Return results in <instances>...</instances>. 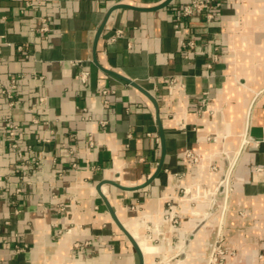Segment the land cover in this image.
I'll return each mask as SVG.
<instances>
[{
  "label": "crops",
  "instance_id": "obj_1",
  "mask_svg": "<svg viewBox=\"0 0 264 264\" xmlns=\"http://www.w3.org/2000/svg\"><path fill=\"white\" fill-rule=\"evenodd\" d=\"M166 1L0 0V264H136L99 186L150 247L145 264L171 258L198 219L184 221L172 242L164 225L168 202L184 213L207 206L213 166L237 146L250 90L261 88L232 171L223 232L234 252L225 264H264V0H222L212 24L196 15L178 28L191 0ZM105 21L98 62L135 80L160 105L167 154L149 184L161 157L154 107L94 62ZM118 29L124 33L113 40ZM188 40L195 49L184 46ZM212 41L221 51L209 68ZM82 70L90 72L86 84L77 78ZM19 74L10 107L1 90ZM107 88L115 91L108 106L101 95ZM205 91L210 98L201 108ZM41 97L47 109L37 106ZM8 119L23 126L15 139L6 135ZM47 136L51 141L41 142ZM203 242L197 237L187 257L171 263L202 264Z\"/></svg>",
  "mask_w": 264,
  "mask_h": 264
},
{
  "label": "water",
  "instance_id": "obj_2",
  "mask_svg": "<svg viewBox=\"0 0 264 264\" xmlns=\"http://www.w3.org/2000/svg\"><path fill=\"white\" fill-rule=\"evenodd\" d=\"M168 2L169 0L166 1L163 5H166ZM105 24H106V21L103 22V24L100 26L97 32L95 51H94L95 52L94 62L104 72L124 80L125 82H127L128 84H130L131 86L139 90L142 94H144L151 101L154 107V112H155L157 126H158V133H159L160 141H161V157H160L156 172L147 182V184H149L161 172L163 165H164L165 157L167 154L166 133H165V127H164L162 114L160 111V105H159L157 98L152 93H150L148 90H146L144 87H142L139 83H137L135 80L115 70L106 68L98 62L97 56H96V44L105 28ZM241 81L242 83H245L244 80H241ZM261 89H257V90L251 89L250 90L252 96H251L249 106L246 112L243 130L239 134V142L237 146L231 149L228 152L227 156L223 158L222 165L213 166L214 173L217 176V180L211 192L210 199H209L207 206H204L201 209V212L198 211V212H193V213H184L178 204H176L173 201L168 202L167 210H166L165 217H164V225L167 226L168 234H171L169 239L172 242L174 241L173 237L175 236L174 235L175 232H177L180 229L184 221L195 219V218H197L198 220H196V222L193 223V225L189 228V230L188 229L186 230L184 234V238H183V243L179 247L178 252L175 255H173L171 258L159 262V264H172L171 263L172 261H176L178 259L184 260L187 257V251L193 246V243L197 240V237H200V236L202 240L204 241L201 247V261H202V264H209L210 257L212 255L213 249L217 241V237H218L220 225H221V220H222L225 206H226L229 176L238 158V155L241 151V148H242V145H243L246 133H247V125H248L250 108L252 106V103L255 97L261 91ZM198 155H199V159L197 162L199 163L201 162L203 158L200 154ZM177 176L182 177L181 174ZM98 190L109 210V213L113 221L118 226V228L125 234V236L128 238V240L132 244L134 248L136 264H145L146 251H149L150 247L145 242L139 240L136 236H134L130 232V230L127 228V226L120 220L115 207L110 202L109 198L102 193L101 186L98 187ZM175 220L177 221L175 222ZM153 252L155 253V251Z\"/></svg>",
  "mask_w": 264,
  "mask_h": 264
},
{
  "label": "built area",
  "instance_id": "obj_3",
  "mask_svg": "<svg viewBox=\"0 0 264 264\" xmlns=\"http://www.w3.org/2000/svg\"><path fill=\"white\" fill-rule=\"evenodd\" d=\"M222 3H223L222 0H191L189 3H187L183 7L182 15L178 16V18H177L178 23L176 24V27L177 28L179 27V22L181 21V19L183 17H191V16H196V15L203 17V19L207 25L212 24L213 22H215L217 20V14H218V11L222 7ZM42 30L46 31V30H48V28L46 26H44L42 28ZM123 33H124V31L122 29L116 30V33L112 37V39L116 40V39L121 38ZM211 44H212L213 49H214V54H213V59L207 64V66L209 68H212L213 64L217 63L219 61L220 51H221V46H220L219 42L212 41ZM184 46L186 48L193 50L196 47V42L194 40H188L184 43ZM19 49H22V47L20 46ZM79 63H80V61L74 62V64H79ZM89 75H90L89 71L82 70L77 75V78H79V80H81L84 84H86V83H88ZM23 77H24L23 74L12 75L11 76V88L1 90L2 94L4 96H6L7 99L9 100L8 103H9L10 107H15L17 105L13 90L17 89L18 83L23 79ZM114 93H115V91L111 88L101 90V95L103 97V101H104V104L106 106L111 104V95ZM209 98H210V92L205 91L203 93V97H202L201 108H205L208 105ZM47 104H48L47 98L41 97L39 99L37 106L47 109L46 108ZM37 122H38V119H34V123H37ZM103 123H105V122H103ZM5 128H6V135L10 138L15 139L18 137L19 132L22 131L23 126L20 125L19 123L12 121L11 119H8L6 121ZM25 131H27V130H25ZM50 141H51V139L48 136L41 138V142L48 143ZM247 141H248V137H247V133H246L241 151H242V149H243V147ZM13 147L18 148V143L16 141H15V143H13ZM241 151H240V153H241ZM240 153H239V155H240ZM239 155H238V157H239ZM186 157L193 160L194 162H197L199 159V155L195 154L192 150H187ZM235 164H236V162H235ZM235 164H234V166H235ZM234 166H233V168H234ZM232 171H233V169H232ZM232 171H231V174L229 176V181H228L226 206H225L224 214H223V217L221 220V225H220V230H219V234L217 237V241H216L215 247L213 249L212 255L210 257L209 264H225V257L228 255V253L234 254L233 251L230 252L226 249V247L224 245V232H223L227 203H228L229 193H230V189H231L230 181H231ZM176 221L177 220H175V222Z\"/></svg>",
  "mask_w": 264,
  "mask_h": 264
}]
</instances>
